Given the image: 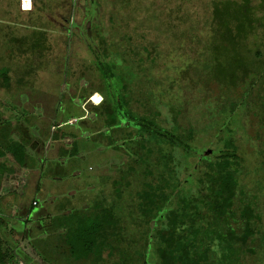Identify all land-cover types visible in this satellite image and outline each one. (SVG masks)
Instances as JSON below:
<instances>
[{
    "label": "trees",
    "instance_id": "1",
    "mask_svg": "<svg viewBox=\"0 0 264 264\" xmlns=\"http://www.w3.org/2000/svg\"><path fill=\"white\" fill-rule=\"evenodd\" d=\"M15 1L18 9L19 0ZM33 1L37 6L42 5ZM51 2L52 6L43 5L44 8L39 9L32 3L25 11L35 9L37 16H41L44 11L54 12L57 6H62L65 11L60 13L63 22L58 31L64 36L78 33L80 25L71 17L73 2ZM209 5L210 14L200 49L208 50L206 62L220 65L217 74L222 71L226 76L223 80L228 83L224 89H234V112H238L234 137L223 139L218 135L216 148L210 154L202 155L207 163L202 160L203 164L195 172L196 184L183 190L181 184L190 172V165L183 164L185 153L188 148L191 154L195 150L181 139L182 132L159 128L145 117L135 118L118 96L91 91L88 96L97 91L95 93L100 94L101 99L91 105L97 118L89 119L87 123L82 117L83 111L73 113L72 107L62 110V116L57 105L51 115L31 113L29 145L33 159L38 157L34 149L40 141H48L45 154L40 156L45 161L42 171L45 175L72 180L83 189L86 187L85 172H91L95 164L106 165L110 159H117L113 167L99 171L100 177H105V186L99 187L94 199L71 207L66 214L52 216L49 222L37 220L30 226L29 243L37 253L41 252L40 241L46 246L48 241L52 244L54 240H60L65 244L64 250L75 260H86L89 255L100 259L103 254L109 257L117 254L121 256L119 264H135L139 242L145 247L150 238L157 244L154 264H261L264 261L259 255L263 246L259 237L263 231L259 225L262 213L261 210L254 211L255 205L251 203L255 199L259 208L257 199L264 193V0H210ZM86 6L90 5L85 4L83 8ZM84 10L88 13L86 8ZM86 17L83 15L84 23ZM25 21L23 26L28 28V23L34 22L35 18H25ZM10 32L8 29L9 35ZM27 33L14 36L16 41L11 34L8 38L10 46L21 50L25 56L33 45L40 50L52 48V44L43 43L47 39L44 33L35 40L27 38ZM142 49L148 54L155 50L152 46ZM41 55L46 58L42 52ZM27 60L28 57L22 58L21 62L27 63ZM14 65L0 72V87L6 91L12 87L23 90L19 85L34 73L32 68H26L21 74H14L18 68ZM218 75L214 76L218 79ZM33 80V77L29 80L30 86ZM84 97L82 95L81 100ZM70 118L76 122L68 123ZM98 119L101 125L94 128ZM21 121V118H4L0 127L3 130L21 128ZM177 126L179 129L180 125ZM26 128L22 133L24 141L9 140L8 133L0 135L2 147L20 165L29 156ZM239 129L244 130L242 134L237 133ZM246 134L255 139L260 153L254 156L255 163L245 161L243 167L237 160L243 161L240 149L246 148L240 138L244 137L247 144ZM184 135L187 141L193 142L191 130ZM66 138L70 141L66 142ZM221 139L227 141L220 143ZM252 183H255L256 192L253 199L247 196ZM95 185L93 183V187ZM118 208L121 214L116 211ZM59 228L61 232H58ZM41 232L48 236L39 239ZM57 246L53 249L62 252L60 245ZM217 247L219 262H211L209 255ZM5 256L0 252V257ZM230 257L233 259H227ZM51 264L56 263L51 261Z\"/></svg>",
    "mask_w": 264,
    "mask_h": 264
},
{
    "label": "rangeland",
    "instance_id": "2",
    "mask_svg": "<svg viewBox=\"0 0 264 264\" xmlns=\"http://www.w3.org/2000/svg\"><path fill=\"white\" fill-rule=\"evenodd\" d=\"M91 1L71 0L74 4L71 17L80 27L74 36L70 33L64 36L58 31L63 22L60 13L65 11L62 6L55 8L56 14L44 11L37 16L36 8H44L43 5L50 7L53 2L37 0L38 4H42L37 6L30 0V6L35 4L31 12L25 11L27 9L22 7L21 0L18 9L15 0H0V72L15 64L18 68L14 74H21L26 68H32L35 73L29 75L31 80L32 77L34 79L32 86L27 83L23 92L18 87L9 88L10 91L0 87V101L3 103L0 102V111H14L13 97L18 112L24 108L33 114L51 115L57 105L61 115L62 110L72 107L70 111L73 113L83 111L82 117L87 123L89 119L97 118L91 105L101 96L95 92L88 96L91 91L118 96L135 118L145 117L159 128L182 132L181 139L201 154L198 156L193 151L191 154L189 148L186 150L183 164L186 167L190 165V172L181 184L186 190L196 184L195 172L203 164L202 155L213 151L212 148L218 143V135H222L223 139L234 137V123L238 120V112H234V89H224L228 83L223 80L226 76L222 75V71L217 74L220 65L209 60L206 62L208 50L200 49L210 14V0H93V4ZM85 4L90 5L85 7L88 13L83 8ZM83 15L87 16L85 23ZM25 18H35V21L25 28ZM72 28L75 29V26ZM8 29L13 37L28 32L27 38L31 40L44 33L47 39L43 43L53 46L40 50L33 45L31 52L28 50L30 57L25 56L21 50L10 46ZM61 38L65 41H61ZM143 46H152L155 50L148 54L142 49ZM27 57V63H22V58ZM221 64L223 66L222 61ZM214 75H218V79ZM82 95L85 97L81 100ZM69 121L76 122L72 118ZM177 124L180 125L179 129ZM100 125L98 119L93 126L96 128ZM188 130L193 132V142L187 141L184 135ZM243 131L239 129L237 133L242 134ZM245 137L248 138L247 144L244 137L240 138L246 148L239 151L243 161L237 160L243 167L245 161L255 163L254 156L260 153L255 139L248 134ZM223 139L220 143L227 141ZM192 166L194 168L191 169ZM92 167L94 170L84 173V181L86 185L88 182L96 184L97 189L93 187L96 193L99 187L105 186V177H100L99 171L104 167L110 169L113 165L95 164ZM251 186L247 196L253 199L256 195L253 188L255 183ZM251 203L255 205L254 211L261 210L262 213L259 225L263 231L259 237L263 246L259 255L264 257V193L257 199L260 209L255 199ZM152 243L150 238L145 247L139 242L141 247H137L138 261L135 264H154ZM213 250L219 251L218 247ZM219 253L216 260L220 259Z\"/></svg>",
    "mask_w": 264,
    "mask_h": 264
},
{
    "label": "crops",
    "instance_id": "3",
    "mask_svg": "<svg viewBox=\"0 0 264 264\" xmlns=\"http://www.w3.org/2000/svg\"><path fill=\"white\" fill-rule=\"evenodd\" d=\"M29 7L30 3L28 2V6L24 9ZM26 78L19 86L25 87L27 83L29 84L31 78L28 80ZM11 101L14 111L8 109L6 112L0 111V122L4 118L12 120L21 118L22 126L21 128H18V126L12 129L4 128V130L0 127V135L8 133L7 137L9 140L23 139L24 141L22 133L26 126L27 152L29 156H27L26 162L20 165L16 163L9 152L5 151L0 143V252L7 255L4 258L0 257V264H51V261L56 264H119L121 256L117 254L112 257L103 254L100 259L89 255L86 260H75L64 250L65 244L60 240H54L52 244L48 241L46 246L40 241L41 252L39 253L32 249L29 243L30 226L35 221L39 220L41 223L49 222L52 216L66 214L71 207L78 206L80 203H84L85 200L88 202L94 199L97 192L95 193L92 189L93 183L88 182L86 187L82 189L80 185L73 184L72 180L69 182L67 179L50 177L42 173L45 161L40 156L45 154L48 141H45V143L40 141V145L34 149V153H37L38 157L33 159L31 157L32 148L29 145L31 142L30 130H32L29 124L31 112L24 108L20 109L21 112H18V109L15 110L18 108L14 104L16 100L11 97ZM0 102L2 103V100ZM22 102H24V98ZM25 118L28 119L25 120ZM67 122L71 123L69 119ZM33 132L35 133V131ZM69 141V138H66V142ZM213 148L215 149L216 146ZM107 162L113 166L117 163L116 160ZM116 211L119 214L122 213L120 208ZM153 225L155 228L154 222H151L152 227ZM61 231L62 229L59 228L58 232ZM45 236H48L47 233L41 232L38 238L41 239ZM152 242V258L155 260L157 258V244L155 241ZM57 245H60L63 249L62 252L53 249L57 248ZM120 245V242H118L117 246L120 247ZM122 245H125V242ZM218 252L210 253L211 262H219V260H216Z\"/></svg>",
    "mask_w": 264,
    "mask_h": 264
},
{
    "label": "bare ground",
    "instance_id": "4",
    "mask_svg": "<svg viewBox=\"0 0 264 264\" xmlns=\"http://www.w3.org/2000/svg\"><path fill=\"white\" fill-rule=\"evenodd\" d=\"M28 2L30 3V0L23 1V8H26V6H28Z\"/></svg>",
    "mask_w": 264,
    "mask_h": 264
},
{
    "label": "built area",
    "instance_id": "5",
    "mask_svg": "<svg viewBox=\"0 0 264 264\" xmlns=\"http://www.w3.org/2000/svg\"><path fill=\"white\" fill-rule=\"evenodd\" d=\"M23 1L24 0H21V2H22V7H23ZM89 99H91V97L89 98ZM100 99H101V97H100ZM92 100V99H91ZM100 100H98L97 102H94V103H98ZM34 203V202H33ZM35 204V203H34ZM15 264H21V263H15Z\"/></svg>",
    "mask_w": 264,
    "mask_h": 264
}]
</instances>
